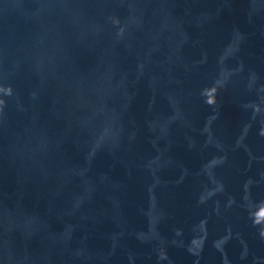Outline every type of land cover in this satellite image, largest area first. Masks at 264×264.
I'll list each match as a JSON object with an SVG mask.
<instances>
[{
	"label": "water",
	"instance_id": "95a60500",
	"mask_svg": "<svg viewBox=\"0 0 264 264\" xmlns=\"http://www.w3.org/2000/svg\"><path fill=\"white\" fill-rule=\"evenodd\" d=\"M0 264H264V0H0Z\"/></svg>",
	"mask_w": 264,
	"mask_h": 264
}]
</instances>
